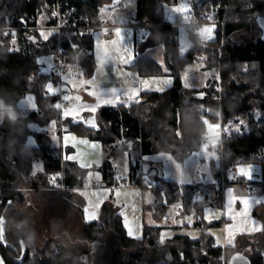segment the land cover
Returning a JSON list of instances; mask_svg holds the SVG:
<instances>
[{
	"label": "trees",
	"instance_id": "trees-1",
	"mask_svg": "<svg viewBox=\"0 0 264 264\" xmlns=\"http://www.w3.org/2000/svg\"><path fill=\"white\" fill-rule=\"evenodd\" d=\"M113 1L0 0V99L14 109L29 94L36 101V110L15 119L7 115L0 121V264H230L235 253L246 256L251 264H264L262 205L254 211L262 222V230L240 234L233 245L226 247L216 244L208 231L219 223L204 220L196 224L197 238L178 232L182 224L145 226L140 238L131 237L110 201L98 207L96 220L83 221L85 202L74 192L84 186L89 170L64 159L61 145L54 146L46 132L31 129V124L46 127L55 122L58 134L73 132L99 141L103 151L99 172L103 186L112 187L119 181L112 158L120 142L125 150L137 146L142 155L165 152L181 161L200 149L208 129L205 121L220 122L228 135L216 148L219 166L211 162L218 184L222 169L225 185L233 181L240 185L251 183L236 176L234 168L239 164H258V184L264 192V30L257 23V18L264 16V0H195L194 13L203 14L205 23L216 26L215 36L204 45L195 42L185 57L178 55V26L165 18L163 5L169 0H136L133 24L148 31L161 30L160 44L173 60L168 64L172 84L161 91L142 92V100L130 106L99 108L98 127L93 128L63 117L56 107L66 92H49L47 85H58L63 76L45 72L39 58H58V46L69 47V42L66 38L58 41L56 33L42 39L38 24L44 14L48 26H54L58 13L60 23L71 28L72 41L77 46L64 58L71 59L77 52L83 71H91L94 61L88 51L93 49V31L101 23L100 9ZM191 38L194 39L193 34ZM135 40L140 44L138 37ZM200 58L207 70L218 72V78L211 81V89H188L182 82L183 73ZM130 68L145 76L164 74L161 65L150 57L138 58ZM218 83L220 100L211 97L212 92L217 93L214 86ZM31 136L36 140L35 146H27ZM130 141L132 149L128 146ZM36 165L40 169L36 170ZM60 171L68 190L50 189L48 175ZM144 176L139 161L131 160L128 185L147 188ZM153 184L157 219L180 200L182 209L178 216L182 219L193 207L203 210L220 205L223 196L222 188L216 187L210 195L194 201L191 186L180 189L165 181ZM29 194H34L41 204L47 200L68 209L83 207L78 211L83 227L72 248L58 239L39 243L32 220L18 208L27 204ZM69 198L78 200L74 204ZM168 230L172 233L164 237Z\"/></svg>",
	"mask_w": 264,
	"mask_h": 264
},
{
	"label": "rangeland",
	"instance_id": "rangeland-1",
	"mask_svg": "<svg viewBox=\"0 0 264 264\" xmlns=\"http://www.w3.org/2000/svg\"><path fill=\"white\" fill-rule=\"evenodd\" d=\"M134 1L136 0H114L113 4L116 3L117 6H113V4H108L103 6L100 9L101 16L105 19L107 18L110 22H114L118 14H122L125 19H129V16L133 14V10L135 9ZM195 0H178L177 3L171 5L169 10L174 7L180 6L181 3L187 2L188 7L193 9V3ZM120 4H123L121 6ZM117 9V10H114ZM192 13V12H191ZM190 15V14H189ZM116 16V17H115ZM173 16V13L170 11H165V18H170ZM134 17V15H133ZM101 25V23H100ZM98 27V26H97ZM104 31L109 34L111 31L110 26L101 27ZM203 28H212L213 31L211 33L201 34V29ZM215 28L216 26L213 23H205L204 21L197 27L196 33L192 32L189 28L184 25L179 28V51L178 55L181 57H185L193 44L197 42L198 44H206L214 39L215 36ZM38 30L40 31L42 39L44 37L49 36L54 32L53 26H48V18L46 15L42 14L39 18ZM122 35L126 34L125 40L117 45L119 48V52L110 54V61L104 60L101 63L102 59V49L107 47L108 49L113 50V45L110 43L107 44V39L101 36L100 32H96L94 30L95 37V54L96 61L94 65V69L89 71H84L81 76H77V74H71L70 76H63L58 83V85H54L53 83H49L48 85H52L51 92H59L62 85L67 86L71 92L65 93L62 95V100H64L65 96H69L73 98V96L77 93H81L83 95V91L87 90L88 87L98 86L101 84H123L126 82L132 83L136 81H148L147 85L143 84L144 88L147 89H155L157 91L164 90L171 86L172 84V76H165L163 74L157 75H140L137 70L130 69V66L137 61L135 59L136 52L138 47H140L139 52L143 51L145 46L142 43H138V46L135 47L134 42V32L130 28L122 27L120 28ZM140 31V29H138ZM103 31V32H104ZM116 32V31H115ZM141 35H145L146 33H142ZM43 34V35H42ZM105 34V35H107ZM191 34L194 35V39L191 38ZM211 37V38H209ZM118 40V37L115 38ZM145 41V40H144ZM98 42L100 46L98 47ZM151 43V42H150ZM183 45H187L184 48V51H181V47ZM143 46V47H142ZM164 46V45H163ZM138 52V53H139ZM124 56L129 59V63L125 65L122 60L119 59L120 56ZM57 57L55 56H43L39 58L40 62L45 61V72H50V70L54 71L57 65ZM53 67V68H52ZM125 67H129L126 69ZM108 69H111L113 73L107 74ZM185 70H188V77L184 80V84L186 86H198L199 88H204L208 83H211L212 80L218 78V72L215 70H207L205 68V63L202 61V58L198 60L193 65H189ZM106 71V75H105ZM137 71V72H136ZM163 75V76H162ZM143 77L142 80L139 78ZM170 80V84L166 83V81ZM91 81V83H89ZM212 84V83H211ZM47 85V89H48ZM50 92V91H49ZM29 98L31 101L29 102ZM0 121L4 116H10L11 114L7 111V109H11V113L18 116H25L29 112L36 110V101L35 97L32 94L27 95L23 99H21L18 103L17 109L11 108L7 106L0 99ZM64 116V115H63ZM244 125L245 121H241ZM208 124H217L215 122H209ZM31 129L36 131L46 132L50 137L52 144L54 146H59L61 141V135L57 132V125L55 122H51L46 127H40L39 125L33 123L30 125ZM215 133L214 131H209L207 129L206 135H212ZM79 142L75 146V151L68 152L65 149L63 152V157H71V159H77L82 161L83 164L88 165L89 172L85 179V184L81 189H78L74 192L76 196L82 197L84 199L85 205L83 206V221L91 222L97 219V209L102 205L103 202L113 197V204L117 208V212L122 216V221L125 229L127 230L128 235L134 238H140L143 233V228L145 226H154V225H173L179 222L176 217L175 211H181L182 203H178V205H173L169 208L168 212L164 217L157 219L156 218V210L154 208V193L152 192V187L147 186V188L142 187H131L128 185V174H129V162L138 160L140 166L142 165L141 160L139 159L142 154L138 150L136 146L133 150H125L122 142L118 145V151L114 154L112 161L115 167L116 177L118 178V185L112 188L113 190L106 189L103 187V177L99 172V164L102 159V145L98 142V149L92 146L89 138L84 137H74ZM82 141L86 143H82ZM90 143V144H89ZM36 140L33 136L29 137L27 146H35ZM165 153V152H159ZM149 155V154H144ZM180 163V162H179ZM196 166L198 165V171H191L189 167L188 174H193L197 177L194 179L196 181L204 180L206 177L204 176V165L205 162L202 161L201 158L195 160ZM188 165V164H186ZM147 168V167H146ZM244 168L246 170H250L249 174L251 175V179L253 176L258 173L260 166L258 164H239L235 167V170L240 174V169ZM36 170L40 169L38 165L35 167ZM142 169V166H141ZM148 169V168H147ZM147 169H142L144 174L148 176ZM170 170V169H168ZM235 172V171H234ZM259 178V177H258ZM152 179V178H151ZM255 180V179H253ZM152 182V181H151ZM153 183V182H152ZM119 192L120 195L117 196L115 193ZM196 198V197H195ZM47 199V198H46ZM70 199V198H69ZM72 203L76 204V199H70ZM80 202V201H78ZM80 205H77L76 208L68 209L62 204L54 205V203L50 201H44L42 204L37 201L34 194L28 195L27 204L20 205L18 208L24 213H26L30 219L32 220L38 241L41 245H43L49 239H58L66 246L72 248L75 241L79 238L83 221L78 218V211L80 208H83ZM78 208V209H77ZM174 208V210H173ZM87 210V211H86ZM219 212V209L208 207L206 211V219L208 220H220L221 218H216L215 216ZM159 215V214H158ZM192 223L195 221L194 219L190 220ZM189 224V222H188ZM129 228H131V234H129ZM222 228L219 226H214L209 228L208 231L211 232L215 236V240L217 244L221 243V235ZM193 232H195L192 229ZM189 234V232H186ZM168 232L163 234L164 237L169 236ZM192 238H194L192 236ZM85 260V256L82 257Z\"/></svg>",
	"mask_w": 264,
	"mask_h": 264
},
{
	"label": "crops",
	"instance_id": "crops-1",
	"mask_svg": "<svg viewBox=\"0 0 264 264\" xmlns=\"http://www.w3.org/2000/svg\"><path fill=\"white\" fill-rule=\"evenodd\" d=\"M135 6V1H134ZM117 10V9H114ZM133 14L129 16V19H125L122 14H118L114 22H110L107 18L101 16V13L99 12L101 25H99L96 32H100L101 36L107 39V44L109 45L111 41L115 40L116 35L115 31L117 29H120L122 27L130 28L134 32V42L135 47L138 46L135 38L138 37V42L142 43L145 48L143 51L139 52L140 47L136 48V58H142V57H150L157 61L158 64L161 65L163 70V75L165 76H171L169 65L172 63V57L168 56L165 53V47L163 44H160L161 39L163 37V34L160 29L158 28H152L147 32V39L145 41L139 40L140 31L137 29V27L133 24ZM191 12H194L193 9L189 8V11L186 13H183V15H189ZM173 26H180L182 25H175L173 23V16L171 18H166ZM120 21H123L121 23ZM110 26L111 31L109 34L105 35L103 33L104 29L101 27ZM185 27V26H184ZM95 36V35H94ZM178 41H179V35H178ZM151 42V43H150ZM148 45H145V44ZM143 47V46H142ZM95 48V37H94V45L93 49L91 51H88V53H91L93 56V61L95 65L96 61V54L94 51ZM110 54L115 55V52L111 49H108ZM181 57V56H180ZM110 61V59H105ZM45 65V61L42 62ZM53 68V67H52ZM128 69L129 67H125ZM94 69V66L93 68ZM134 68H130L128 70H131ZM85 70V69H84ZM53 71V70H52ZM50 70V72H52ZM84 72V71H83ZM90 72V71H89ZM113 73L111 69H108L107 74ZM137 72V71H136ZM82 75V74H81ZM106 75V71H105ZM162 75V76H163ZM185 76L188 77V70H185L182 76V82L184 87L188 89H198V86H186L184 84ZM143 77H140L139 79L142 80ZM143 84L141 81L132 82L129 84V82L123 83V84H101L98 86H92L88 87L87 90L83 91V95L81 93H77L73 96L71 100H67L71 103V107L66 110L69 111L70 114L68 116L64 115V112L62 113L65 118L72 119L74 122L83 123L89 127H93L92 124H95V127L97 128V120H96V112L99 108L105 107V106H117V105H125L130 106L132 104L138 103L142 100V92L144 91H157L155 89H147L142 86ZM62 87V86H61ZM116 88L117 89V97L113 98L110 94V89ZM136 89L138 94L137 95H130L131 90ZM58 93H61V88ZM67 93V92H66ZM78 98V99H77ZM105 100H111V103H105ZM73 108L79 109L78 112H71L70 110ZM92 108H95V111H91ZM220 125V122H216ZM221 128V125H220ZM215 130V133L212 135H204L201 139V147L199 150L194 151L189 156H187L184 160H177L175 159L171 154L169 153H153L149 155H142L139 159L142 163V169H147L148 176H144V180H148V182H171L178 186V188L182 189L185 186H192V185H198V184H206L213 186V189L218 187V180L211 169V162L219 166V155L216 151V148L220 144V141L222 140L221 136V129ZM61 135V134H60ZM80 137L77 134L70 132V133H64L61 136L60 145L63 149V152H65V149L70 153L75 151V146L79 142L77 139H73L74 137ZM65 137H68L67 141H65ZM86 138V137H84ZM98 142L93 140V143L91 144L95 148L98 147ZM89 143V144H90ZM206 146V147H205ZM132 149V148H131ZM171 156L172 160L176 161L177 163L180 162L182 169H184V175L181 176L180 173L175 172L174 169H170L169 165L171 164V161L167 160V157ZM64 159L71 160L76 162L81 168L89 169L88 165L83 164L82 161H79L77 159H69L68 157H63ZM201 158L205 164L208 163V165H204L203 169L205 171L204 176L206 177L203 181L199 180L196 181L194 179H197V177L193 174H188L189 167L191 171H198V165L196 166L195 160ZM186 161H191L192 163H188V165L185 164ZM102 159L100 160L101 165ZM207 162V163H206ZM189 166V167H188ZM147 167V168H146ZM142 170V171H143ZM236 176H243L246 179H248L247 176L239 174L235 168H234ZM222 176H221V182L225 183V171L224 169L221 170ZM254 178L248 179L252 181L251 183H248L246 185H240L236 182H230L229 184H226L225 187L222 188V199L220 205H214V206H206L203 210H200L198 207L191 208L183 217L182 219L179 218L180 211H175L176 217L180 219L179 223L176 224L179 226L182 224L181 228L178 229V232L186 233L189 232L188 235L194 238H197L199 236V230L196 226L197 222L200 220L207 221L208 223L217 222L219 223L217 226L221 227L222 229V235H221V243L218 245H222L224 247L231 246L235 243L237 236L240 234H254L262 230V222L255 217L254 211L256 207L262 205L264 206V192H262V187L258 184V181L260 180V169L257 174L253 176ZM259 177V178H258ZM152 178V179H151ZM184 180L183 183H181V180ZM255 179V180H253ZM227 182V181H226ZM103 185V184H102ZM106 189H109L108 186H103ZM114 186H112L110 189L113 190ZM77 191V190H76ZM213 191V190H212ZM204 198V195H198L196 196L194 201H199ZM247 200L248 204L245 206L240 201ZM106 201L114 202L113 197L110 196V198ZM178 203H182V201H178L175 205H178ZM231 203V211H229L228 205ZM208 207L219 209V212L215 216L216 218H221L220 220H208L206 219V211ZM231 215V219H229V216ZM194 219L195 221L192 223L190 220ZM189 222V224H188ZM231 228L232 232L229 234L228 229ZM192 229L195 231L193 232ZM169 234L172 233V230L167 231ZM211 233V232H210ZM187 234V233H186ZM212 234V233H211ZM213 235V234H212ZM214 236V235H213ZM215 238V236H214ZM216 239V238H215ZM216 241V240H215ZM231 241V242H230ZM217 244V243H216Z\"/></svg>",
	"mask_w": 264,
	"mask_h": 264
},
{
	"label": "built area",
	"instance_id": "built-area-1",
	"mask_svg": "<svg viewBox=\"0 0 264 264\" xmlns=\"http://www.w3.org/2000/svg\"><path fill=\"white\" fill-rule=\"evenodd\" d=\"M178 0H169L167 3H165L164 6V10L165 11H170L169 8L171 7V5L177 3ZM121 6H123V4H120ZM113 6H117L116 3L113 4ZM183 14L181 13H173V23L175 25H184L187 28H189L192 32L196 33V29L199 26L200 22H203L205 20V16L201 13H194L192 12L190 15H188L190 17V19L188 21H185L184 19H182ZM57 17V22L56 24L53 26L54 32L56 33L57 37H58V41L62 38H66L69 42V47H63V46H58L57 52H58V61H57V65L54 69V73L57 74L59 77L65 76L67 74H78V73H82L84 68L83 65L81 64L80 60H79V54L76 52V54H74V56H72L71 59H66L64 58L65 56H67L69 54V50H73L76 51L77 46L74 44V42L72 41V35L73 33L71 32V28L69 26H63L60 23V17L59 14H56ZM208 17H212V15L210 14ZM99 27V26H98ZM98 27H95L98 28ZM138 29H140V31L142 33H146L148 32V29L146 28H140L137 27ZM104 34H107L105 31L103 32ZM146 34L145 35H141L139 36V40L144 41L146 39ZM206 89H211L213 88L211 83H208L205 86ZM214 90L217 91V93L212 92L211 93V97L213 99H217L220 100V96H221V90H220V85L219 83L214 86ZM71 107V103L67 100H62L60 102V110L61 112H65L66 110H68ZM221 136H227L228 133L225 130V127L221 126ZM53 177H55V179H53ZM48 178L50 179V189H60V190H68L67 186L64 184L63 181V172H57V173H52L48 175ZM144 184H147L148 186L154 188V184L151 182H148L146 180L143 181ZM225 183H221L218 185V187H225ZM192 188V196L196 197L197 195H210L212 193L213 190V186L210 185H206V184H198V185H193L191 186Z\"/></svg>",
	"mask_w": 264,
	"mask_h": 264
},
{
	"label": "snow or ice",
	"instance_id": "snow-or-ice-1",
	"mask_svg": "<svg viewBox=\"0 0 264 264\" xmlns=\"http://www.w3.org/2000/svg\"><path fill=\"white\" fill-rule=\"evenodd\" d=\"M188 11H189V7H188V3H187V2L181 3L180 6H178V7H174V8H172V9L170 10V12H172V13H181V14L186 13V12H188ZM170 18H171V17H170ZM182 19H184L185 21H188V20L190 19V17L187 16V15H183V16H182ZM208 19H211V17H208ZM120 22L123 23V21H120ZM200 31H201V34H204V33H211V32L213 31V29H212V28H203V29H201ZM42 35H43V34H42ZM115 35H116V37H118V40H113V41H111V44L113 45V51H114L115 53H118V52H119V48L117 47V45H119L120 43H122V42L125 40V36H126V34H123V35H122L121 30H120V29H117L116 32H115ZM44 38L47 39V36H45ZM209 38H211V37H209ZM99 46H100V44H99V42H98V47H99ZM185 47H187V45H183V46L181 47V51H184V48H185ZM110 58H111V56H110V53H109L108 48H107V47H104V48L102 49V59H101V63H103L105 59H110ZM119 59L122 60V62H123L125 65H127V64L130 62L128 58H125V57L122 56V55L119 57ZM185 79H187V76H185ZM89 83H91V81H90ZM141 83L147 85L149 82H148V81H141ZM166 83H169V84H170V80H169V81H166ZM48 90H49L50 92L53 90V89H52V85H48ZM110 94H111V96H112L113 98H118V97H117V89H116V88H111V89H110ZM137 94H138V92H137L136 89L131 90L130 95H137ZM64 99H65V100H71L72 98L69 97V96H65ZM77 99H78V98H77ZM30 101H31V98H29V102H30ZM104 102H105V103H111V100H105ZM0 107H2V105H0ZM56 107H57V108H60V104H56ZM7 111L9 112V114L12 115V118H13V119L16 118L15 115L11 113V109H7ZM70 111H71V112H78L79 109H77V108H73V109H71ZM91 111H95V108H92ZM69 114H70L69 111H65V112H64V115H65V116H68ZM205 123L208 124L207 121H205ZM92 126L95 127V124H92ZM219 128H220V125H219V124H208V129H209V131H214V130H217V129H219ZM67 139H68V137H65V141H67ZM73 139H74V138H73ZM82 143H86V142L82 141ZM205 147H206V146H205ZM68 158L71 159V157H68ZM167 160L171 161V164L169 165L170 170L174 169L175 172L180 173L181 176L184 175V171H185V170L182 169L180 163H177L176 161L172 160L171 156L167 157ZM188 163H192V162H191V161H186V162H185V164H188ZM249 172H250V170H246V169H244V168H241V169H240V173H241L242 175H245V176L248 177V179H251V175L249 174ZM53 179H55V177H53ZM183 182H184V180L182 179V180H181V183H183ZM115 195L119 196L120 193L117 192V193H115ZM240 202L243 203L245 206L248 204V201H247V200H242V201H240ZM228 208H229V211H231V203H229ZM86 211H87V210H86ZM229 219H231V215L229 216ZM228 231H229V234H231L232 229L229 228ZM129 234H131V228H129ZM0 239H2V220H0ZM230 242H231V241H230ZM238 258L242 259V257H238Z\"/></svg>",
	"mask_w": 264,
	"mask_h": 264
},
{
	"label": "water",
	"instance_id": "water-1",
	"mask_svg": "<svg viewBox=\"0 0 264 264\" xmlns=\"http://www.w3.org/2000/svg\"><path fill=\"white\" fill-rule=\"evenodd\" d=\"M203 1H204V0H203ZM203 1H202V2H203ZM257 23H258L259 26L264 30V16H259V17L257 18ZM70 75H71V74H67V75H65V76H70ZM77 76H81V74L78 73ZM63 92L70 93L71 90H70L67 86L63 85V86L61 87V93H63ZM201 96H202V95L200 94V97H201ZM128 146H129L130 149L132 148V141L128 142ZM231 176L233 177V176H234V173H232ZM238 257H242V259H240V258H238ZM230 264H251V262H250V260H249L246 256L242 255L241 253H235V254L232 255L231 258H230Z\"/></svg>",
	"mask_w": 264,
	"mask_h": 264
},
{
	"label": "bare ground",
	"instance_id": "bare-ground-1",
	"mask_svg": "<svg viewBox=\"0 0 264 264\" xmlns=\"http://www.w3.org/2000/svg\"><path fill=\"white\" fill-rule=\"evenodd\" d=\"M58 59V58H57ZM55 74V73H54ZM51 185V184H50Z\"/></svg>",
	"mask_w": 264,
	"mask_h": 264
}]
</instances>
